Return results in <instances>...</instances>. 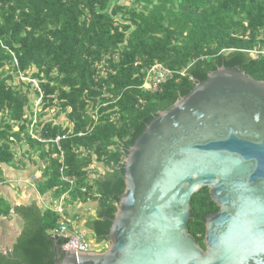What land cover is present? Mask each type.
I'll return each mask as SVG.
<instances>
[{"label": "trees", "instance_id": "16d2710c", "mask_svg": "<svg viewBox=\"0 0 264 264\" xmlns=\"http://www.w3.org/2000/svg\"><path fill=\"white\" fill-rule=\"evenodd\" d=\"M128 1L0 0V175L27 145L46 164L40 194L94 203L83 228L93 247L109 242L124 159L153 117L220 66L264 80V0ZM156 63L186 75L147 91ZM219 209L207 187L191 198L188 230L202 248L206 216ZM10 211L0 198V213ZM14 212L23 228L0 264L62 259L64 239L50 234L58 214L36 203Z\"/></svg>", "mask_w": 264, "mask_h": 264}, {"label": "water", "instance_id": "95a60500", "mask_svg": "<svg viewBox=\"0 0 264 264\" xmlns=\"http://www.w3.org/2000/svg\"><path fill=\"white\" fill-rule=\"evenodd\" d=\"M125 189L105 251L54 264H264V80L220 66L160 111L124 159ZM209 188L205 248L188 230Z\"/></svg>", "mask_w": 264, "mask_h": 264}, {"label": "crops", "instance_id": "0c3cea01", "mask_svg": "<svg viewBox=\"0 0 264 264\" xmlns=\"http://www.w3.org/2000/svg\"><path fill=\"white\" fill-rule=\"evenodd\" d=\"M45 165L38 161L37 155L26 145L16 152L11 165L2 166L0 198L9 204L11 211L7 216L0 213V253L12 249L23 228L22 219L14 212L15 207L36 203L45 209L58 199L52 192L40 194L37 189V180ZM32 177L34 178L31 179ZM62 196L67 204L66 215L73 220L74 226L85 232L83 228L86 220L95 216L94 203L73 200L69 193Z\"/></svg>", "mask_w": 264, "mask_h": 264}, {"label": "built area", "instance_id": "2783aa9c", "mask_svg": "<svg viewBox=\"0 0 264 264\" xmlns=\"http://www.w3.org/2000/svg\"><path fill=\"white\" fill-rule=\"evenodd\" d=\"M178 73L181 76L186 75V69L180 71L171 70L160 63L152 65L146 72L144 77V83L142 88L147 91H156L159 89L160 85L167 81L169 78L173 77L174 74ZM40 99L36 102V106H39ZM30 134L37 138L32 130ZM59 138H57L58 140ZM94 170V168H93ZM32 177L31 179H33ZM27 182L30 181L26 180ZM85 191V189H84ZM65 197L61 196L46 209H50L59 215L58 224L50 231V234L53 237H59L64 239L62 245V251L68 252L70 250H77L83 252L94 251L93 245L87 240L85 232L74 226L73 221L66 215V210L64 206ZM11 249H6L3 251V254H8Z\"/></svg>", "mask_w": 264, "mask_h": 264}, {"label": "rangeland", "instance_id": "374dc122", "mask_svg": "<svg viewBox=\"0 0 264 264\" xmlns=\"http://www.w3.org/2000/svg\"><path fill=\"white\" fill-rule=\"evenodd\" d=\"M119 2L122 3V4H129V1H128V0H119ZM27 79H28V78L23 77V80L27 81ZM53 114H54V113L49 112V114L46 115V116H47V117H51V116H53ZM58 121H60L61 123H65V121H66V117H65V115H61V116L59 117ZM37 185H38V182H37ZM64 206H65V208L67 207L66 201H64ZM72 221H73V220H72ZM85 236H86L87 240H88L91 244L95 242V239H94L93 235H92L89 231H85ZM93 245H94V244H93ZM107 247H108V243H107V244H103V243H102L101 245L99 244V245H97L96 247H94V250H95V251H101V250L103 249V251H105V248L107 249Z\"/></svg>", "mask_w": 264, "mask_h": 264}]
</instances>
